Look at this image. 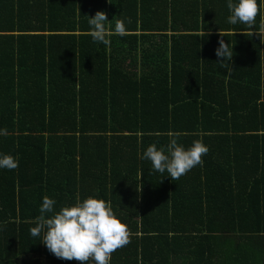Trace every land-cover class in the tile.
<instances>
[{
    "label": "trees",
    "instance_id": "16d2710c",
    "mask_svg": "<svg viewBox=\"0 0 264 264\" xmlns=\"http://www.w3.org/2000/svg\"><path fill=\"white\" fill-rule=\"evenodd\" d=\"M227 4L0 0V156L18 159L0 168V264H78L31 235L44 196L111 203L131 236L110 264H264V38ZM97 11L109 45L88 35ZM177 132L209 151L173 181L142 156Z\"/></svg>",
    "mask_w": 264,
    "mask_h": 264
},
{
    "label": "clouds",
    "instance_id": "9594fccd",
    "mask_svg": "<svg viewBox=\"0 0 264 264\" xmlns=\"http://www.w3.org/2000/svg\"><path fill=\"white\" fill-rule=\"evenodd\" d=\"M231 15L228 23L238 22L247 25L251 35L264 38V25L259 32L255 30V21L260 14L258 0H238L227 4ZM93 42L110 44L106 37L110 34L106 28L107 14L97 11L94 17H88ZM130 22V21H129ZM115 33L119 36L127 35L124 20H116ZM221 35V34H220ZM222 36V35H221ZM223 37V36H222ZM219 47L215 55L221 58V63L231 61L233 50L223 39L218 41ZM0 135H8L7 129H0ZM181 133H169L172 137L166 147L157 148L156 144L147 147L142 159L149 160L155 171L168 173L173 181L180 179L197 165H202V156L209 151L202 140L193 141L189 148L179 144L177 138ZM18 167V159L11 155L0 156V168L14 170ZM56 201L48 196L43 197L39 209L41 215L37 217L36 226L30 229L33 237L43 233V244L56 258L66 261H77L78 264H110L112 253L130 243L131 233L127 225L114 214L111 203L103 199L88 197L82 202L79 197L71 206H64L54 212ZM46 213H53L46 218Z\"/></svg>",
    "mask_w": 264,
    "mask_h": 264
},
{
    "label": "crops",
    "instance_id": "0c3cea01",
    "mask_svg": "<svg viewBox=\"0 0 264 264\" xmlns=\"http://www.w3.org/2000/svg\"><path fill=\"white\" fill-rule=\"evenodd\" d=\"M57 190V200L61 199V195H60V190L55 188ZM54 188H51V192H53ZM59 207H61L62 205L58 202Z\"/></svg>",
    "mask_w": 264,
    "mask_h": 264
}]
</instances>
